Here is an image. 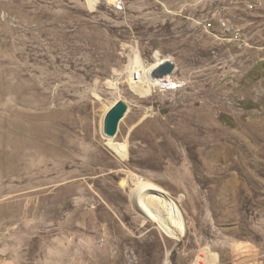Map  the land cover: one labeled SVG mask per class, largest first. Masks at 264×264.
Returning a JSON list of instances; mask_svg holds the SVG:
<instances>
[{
  "label": "rangeland",
  "instance_id": "374dc122",
  "mask_svg": "<svg viewBox=\"0 0 264 264\" xmlns=\"http://www.w3.org/2000/svg\"><path fill=\"white\" fill-rule=\"evenodd\" d=\"M108 1L0 0V264H264V0Z\"/></svg>",
  "mask_w": 264,
  "mask_h": 264
},
{
  "label": "water",
  "instance_id": "95a60500",
  "mask_svg": "<svg viewBox=\"0 0 264 264\" xmlns=\"http://www.w3.org/2000/svg\"><path fill=\"white\" fill-rule=\"evenodd\" d=\"M176 71V64L172 61H166L159 65L152 73L153 78L164 79L172 76ZM129 107L126 102L120 100L110 109L104 119V136L106 138H115L121 121L128 113ZM123 180L121 181V183Z\"/></svg>",
  "mask_w": 264,
  "mask_h": 264
},
{
  "label": "built area",
  "instance_id": "2783aa9c",
  "mask_svg": "<svg viewBox=\"0 0 264 264\" xmlns=\"http://www.w3.org/2000/svg\"><path fill=\"white\" fill-rule=\"evenodd\" d=\"M108 4L110 6L111 9H119L120 6H121V0H109L108 1ZM219 26H220V29L221 31L227 36H230V37H233V39L237 42H240L242 41L243 39V35L241 33V31H239L235 25L233 24V22L230 20V19H227V18H220L219 21ZM164 61V60H162ZM159 66V65H158ZM157 66V67H158ZM155 67L151 73H150V77L153 78L152 76V73L153 71L157 68ZM144 73L143 71H135L134 75H133V80L135 82H139L142 77H143ZM153 79H156V78H153ZM157 80H162L164 81V79H157ZM145 181V178L144 177H141V182Z\"/></svg>",
  "mask_w": 264,
  "mask_h": 264
},
{
  "label": "bare ground",
  "instance_id": "6f19581e",
  "mask_svg": "<svg viewBox=\"0 0 264 264\" xmlns=\"http://www.w3.org/2000/svg\"><path fill=\"white\" fill-rule=\"evenodd\" d=\"M155 67H157V66H155ZM155 67H151V68H149V70L146 71V75H147V79H148V81H149L150 83H152V84H154V83L160 84V85L162 86V88H164V89H171V88H173V86L171 85V82H170V80H169L168 77H166L164 81H162V80H157V79H153V78L150 77V73H151V71H152ZM108 112H109V111H108Z\"/></svg>",
  "mask_w": 264,
  "mask_h": 264
}]
</instances>
